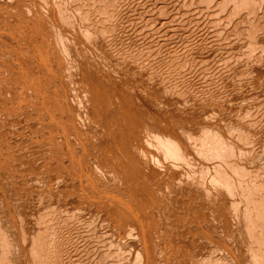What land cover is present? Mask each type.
Returning <instances> with one entry per match:
<instances>
[{"label": "rangeland", "instance_id": "1", "mask_svg": "<svg viewBox=\"0 0 264 264\" xmlns=\"http://www.w3.org/2000/svg\"><path fill=\"white\" fill-rule=\"evenodd\" d=\"M0 264H264V0H0Z\"/></svg>", "mask_w": 264, "mask_h": 264}, {"label": "bare ground", "instance_id": "2", "mask_svg": "<svg viewBox=\"0 0 264 264\" xmlns=\"http://www.w3.org/2000/svg\"><path fill=\"white\" fill-rule=\"evenodd\" d=\"M78 2V1H77ZM79 21V20H78ZM168 30V29H167ZM131 53V52H130ZM237 62V61H236ZM161 64V63H160ZM116 67V66H115ZM160 68V67H159ZM223 68V67H222ZM230 69V68H229ZM233 71V70H232ZM162 73V72H161ZM184 74V73H183ZM176 82V81H175ZM232 82V81H231ZM261 101V100H260ZM244 102V101H243ZM250 107V106H249ZM247 117V116H246ZM262 118V117H261ZM245 121V120H244ZM254 121V120H253ZM150 127V126H149ZM154 138V137H153ZM155 140V139H154ZM171 144V143H170ZM167 145V144H166ZM165 145V146H166ZM167 148V147H166ZM171 149V148H170ZM199 153V152H198ZM182 163V162H181ZM150 210V209H149ZM21 215V214H20ZM21 218V217H20ZM38 246V245H37Z\"/></svg>", "mask_w": 264, "mask_h": 264}]
</instances>
